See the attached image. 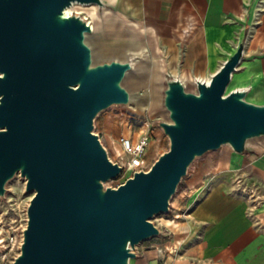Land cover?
Masks as SVG:
<instances>
[{"label": "water", "instance_id": "obj_1", "mask_svg": "<svg viewBox=\"0 0 264 264\" xmlns=\"http://www.w3.org/2000/svg\"><path fill=\"white\" fill-rule=\"evenodd\" d=\"M73 4L102 0H0V198L16 175L34 192L26 208L19 253L12 264H131L135 248L160 234L151 219L169 203L196 158L228 145L239 155L264 137V103L248 88L227 90L245 45L189 91L168 76L158 126L169 140L147 171L117 187L94 120L113 105H128L123 84L131 59L94 62L87 18Z\"/></svg>", "mask_w": 264, "mask_h": 264}, {"label": "crops", "instance_id": "obj_2", "mask_svg": "<svg viewBox=\"0 0 264 264\" xmlns=\"http://www.w3.org/2000/svg\"><path fill=\"white\" fill-rule=\"evenodd\" d=\"M102 1L104 14L143 39L129 47L133 67L136 54L155 55L159 65L154 66L180 79H209L245 37L229 85L248 88L249 101L264 103V0ZM90 23L93 32L100 29ZM214 169L181 193L176 214L165 226L170 238L156 239L142 253L136 247L137 259L145 264H264V142L248 145L243 155L229 153Z\"/></svg>", "mask_w": 264, "mask_h": 264}, {"label": "rangeland", "instance_id": "obj_3", "mask_svg": "<svg viewBox=\"0 0 264 264\" xmlns=\"http://www.w3.org/2000/svg\"><path fill=\"white\" fill-rule=\"evenodd\" d=\"M74 6V7H73ZM71 13L80 14L87 20L95 21L100 24V29L95 30L87 35L86 41L92 48L94 62L109 61L112 59L126 60L133 53L129 51V47L136 43H143V39H137L134 35L129 34L130 29L120 20L114 18L111 14H104L103 8L96 6V17H92L89 13L91 9L88 6L75 4L71 6ZM116 25L117 29L112 30L111 26ZM106 31V32H105ZM107 33V34H103ZM138 60L133 70L128 72L123 84L130 91L131 96L128 105H113L101 111L94 120L93 132L99 136L100 141L105 146L108 156L113 162H117L121 157L125 159L124 154L119 155L121 146L119 143L120 136H127L137 140L141 136L148 139L145 158L149 166L157 159V157L168 150L169 140L158 126L159 121H169L167 112L162 106V89L163 81L166 77L173 76L165 72V68L159 65L158 56L143 57V53L136 54ZM197 78V77H195ZM182 79L186 89L194 91V79ZM227 90H232V84ZM250 142V143H249ZM264 142V137L253 139L247 142L248 145ZM233 151L228 145H224L217 150L207 152L203 156L196 158L189 167L187 174L182 178L178 185L176 193L172 196L169 203V211L167 213H159L155 215L151 221L159 229L160 234L155 237L141 241L136 247L141 253L150 249V245L158 238H170L165 226L168 225L170 218H173L174 210L177 203H180L181 193L189 188L196 187L207 177V173L213 172L215 164L227 157ZM127 171L121 173L116 179L106 182V186L116 187L124 183L129 178ZM193 185V186H192ZM7 192L4 198H0V221L2 236L8 231H14L18 228V232L24 226L26 218V208L29 200L34 192L25 191V180L16 175L6 185ZM165 247H154V250ZM136 249V248H135ZM12 254L9 257L11 261ZM8 260V264L10 261ZM131 264H145L142 258L137 257L131 260Z\"/></svg>", "mask_w": 264, "mask_h": 264}, {"label": "built area", "instance_id": "obj_4", "mask_svg": "<svg viewBox=\"0 0 264 264\" xmlns=\"http://www.w3.org/2000/svg\"><path fill=\"white\" fill-rule=\"evenodd\" d=\"M119 143L125 159L121 157L116 163L121 166L122 172L127 171L131 177L134 172L147 171L150 168L145 158L148 145V139L145 136H141L137 140L127 136H120ZM25 225L26 218L24 226L19 232L17 228L14 231H8L6 234H3V237H0V264H8L9 257L14 254L12 260H9L10 264L13 263L14 258L19 253V247L22 242V230L25 228ZM2 228L4 226H1L0 221V236H2Z\"/></svg>", "mask_w": 264, "mask_h": 264}, {"label": "bare ground", "instance_id": "obj_5", "mask_svg": "<svg viewBox=\"0 0 264 264\" xmlns=\"http://www.w3.org/2000/svg\"><path fill=\"white\" fill-rule=\"evenodd\" d=\"M73 5H75V4H73ZM74 7V6H73ZM88 7H90L91 9L89 10V13L92 15V17H96V6L95 5H89ZM71 9H72V7H69V8H67L66 9V13H71ZM89 20V19H88ZM89 23H90V21H89ZM93 27V26H92ZM133 96H131V98H132ZM250 143V142H249ZM118 154L121 156V155H123V151L121 150V151H119L118 152Z\"/></svg>", "mask_w": 264, "mask_h": 264}]
</instances>
